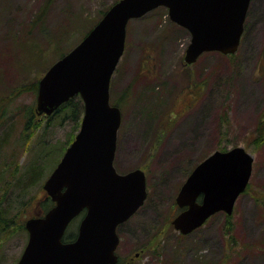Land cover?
I'll use <instances>...</instances> for the list:
<instances>
[{"label":"rangeland","instance_id":"rangeland-1","mask_svg":"<svg viewBox=\"0 0 264 264\" xmlns=\"http://www.w3.org/2000/svg\"><path fill=\"white\" fill-rule=\"evenodd\" d=\"M112 1L53 0L36 21L43 0H0V198L8 216L18 214L15 226L40 213L42 184L73 135V122L35 113L33 84ZM189 40L164 6L127 22L109 87L121 112L113 163L118 172L142 169L147 196L118 225L115 253L119 264H264V144H251L264 108V0H250L234 53L206 51L185 63ZM30 108L33 122L26 130ZM236 145L253 162L230 223L225 226V213L218 211L188 234L179 233L171 219L181 184L209 153ZM32 165L41 166V175L26 185ZM20 200L27 201L21 212ZM81 217L66 231H74ZM11 229L0 235V264H15L27 241L25 229Z\"/></svg>","mask_w":264,"mask_h":264},{"label":"water","instance_id":"water-1","mask_svg":"<svg viewBox=\"0 0 264 264\" xmlns=\"http://www.w3.org/2000/svg\"><path fill=\"white\" fill-rule=\"evenodd\" d=\"M250 0H117L38 81L37 114H51L69 98L83 102L80 125L42 187L53 205L24 222L26 244L15 264H115L117 227L144 202L145 173H124L113 164L121 112L110 102L112 74L123 53L126 25L158 6L190 33L184 62L206 51L234 53ZM253 156L243 146L214 150L181 184L175 202L181 210L171 225L188 234L218 211L232 213L249 181ZM199 198V200H198ZM81 217L75 238L63 241L70 221Z\"/></svg>","mask_w":264,"mask_h":264},{"label":"trees","instance_id":"trees-1","mask_svg":"<svg viewBox=\"0 0 264 264\" xmlns=\"http://www.w3.org/2000/svg\"><path fill=\"white\" fill-rule=\"evenodd\" d=\"M52 1L53 0H43V3L39 6L40 7L39 10L35 14V20L36 21H40L42 17H45L47 15ZM116 1L117 0H113L112 3L116 2ZM111 4L106 6L104 9H101L98 11L97 16L86 26V29H84V31L82 33V37L96 24V22L102 17L104 12L110 7ZM262 51L264 53V47H263ZM63 54L64 53H62L61 55H63ZM33 85H34L33 89L37 91V85H38L37 81ZM16 92L19 93V91L16 90L12 94H15ZM2 99H3V96L2 97L0 96V100H2ZM112 103L115 105H118L117 102H112ZM2 113H4V109L0 110V116L2 115ZM24 113H25V115H24V117H25L24 121L25 122H24L23 127H24V129L27 130V129H29L30 126H32L31 124L33 122L32 120H33V116H34V111L32 110V108H30L29 110L25 111ZM35 113H36V107H35ZM82 113H83L82 100H81L79 95H75V96L69 98L64 103H62L51 114H49L45 117H46V119H51L52 117H55V118L59 117V118H61L59 120H69L70 122H73V135L70 137V141H72L76 131L79 128ZM47 121H50V120H47ZM251 142H252L251 144L255 148L256 147L258 148L264 144V108H263V111L260 112L259 116L257 117L254 128L251 132ZM1 144H2V142H0V148H1ZM221 148L223 150L226 149L225 147H221ZM1 166H2V164L0 163V167ZM30 169L31 170L28 172L29 173V178H28L29 180L26 182V185L35 182L37 177L41 175L40 172H41L42 168L40 165H35V166L32 165ZM1 198H2V196H1ZM1 198H0V235L9 233L12 230L11 228L18 227V228L25 229L24 224H22L21 226L20 225L15 226L16 223H14V217H16L18 214L16 215V212H15V214L8 216V214H7L8 211H7V209H5L3 207ZM17 204L18 205L16 206V210L20 211L23 206L27 205V201L26 200H20V201H18ZM52 205H53V201L51 200V198L47 194L44 195L43 199L40 202L41 211L39 214H35L34 216L42 215ZM177 210H180V209L177 208ZM230 218H231V215L225 214V226L230 223ZM76 228L77 227H75L74 231H65V234L63 236V240L64 241L73 240L76 236V233H77Z\"/></svg>","mask_w":264,"mask_h":264},{"label":"flooded vegetation","instance_id":"flooded-vegetation-1","mask_svg":"<svg viewBox=\"0 0 264 264\" xmlns=\"http://www.w3.org/2000/svg\"><path fill=\"white\" fill-rule=\"evenodd\" d=\"M178 211H180V210H178ZM116 264H119V259L117 260ZM126 264H128V262H126Z\"/></svg>","mask_w":264,"mask_h":264}]
</instances>
